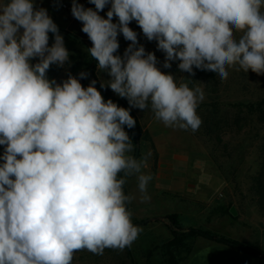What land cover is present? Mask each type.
<instances>
[{
    "label": "clouds",
    "instance_id": "9594fccd",
    "mask_svg": "<svg viewBox=\"0 0 264 264\" xmlns=\"http://www.w3.org/2000/svg\"><path fill=\"white\" fill-rule=\"evenodd\" d=\"M89 3L95 8L73 0L71 13L91 41L97 71L110 77L101 88L130 108L150 106L165 127L198 130L204 91L161 71L132 21L157 42L164 68L179 61L182 72L194 75L195 68L222 80L237 67L264 75V0ZM119 34L131 42L123 56L116 54ZM69 56L47 9L35 0H0V264H73L80 251L102 255L131 246L141 231L127 205L150 200L153 177L142 170L147 156L127 155L134 145L125 127L136 120L130 108L105 101L96 80L83 86L85 72L60 83L49 79L50 67H63ZM130 176L137 192L125 194Z\"/></svg>",
    "mask_w": 264,
    "mask_h": 264
},
{
    "label": "rangeland",
    "instance_id": "374dc122",
    "mask_svg": "<svg viewBox=\"0 0 264 264\" xmlns=\"http://www.w3.org/2000/svg\"><path fill=\"white\" fill-rule=\"evenodd\" d=\"M84 7L95 8L93 4L89 3V0H87ZM109 7L110 5L106 6L99 14L106 18ZM113 22H117L116 17L113 18ZM129 27L137 33L138 42L145 47L146 52L155 54L158 61L157 67L161 71L175 75L177 84L187 83L190 88L200 87L204 91V100L197 107V114L200 116L202 123L196 131L165 127L154 118L150 106L144 111L130 108L141 126L136 149L138 152L137 159H143L147 156V167L142 170L146 174L150 173L152 175L157 161L155 147L147 128L152 122L159 129L158 135H155L157 137L156 142L163 143L164 141L175 149L187 151L195 159H208L211 161L212 158L215 159L216 166L219 167L224 178L225 188L219 197L218 204L181 203L172 198L164 199L160 195L162 191L156 189L155 182L152 179L147 187L150 201L151 203L160 204L145 207V202L136 199L127 205L132 213L133 224L149 220L147 223L137 225L141 231L132 245L122 250L105 249L102 255H94L87 250L80 251L75 254L73 264H183L189 255L188 252L191 253L201 245L211 242L201 237L188 238L181 236L175 240V244L169 245L168 242L172 238L167 229L166 221L162 217L172 214L179 217L177 223L183 229L192 227L208 231L245 245L264 256V211L259 207L258 195L255 189L258 182L254 181L258 173V165L261 162L258 150L261 133H258L257 138H255L254 129L256 128L253 127V121L247 122L240 132H236L235 128L231 126V129H227L224 134L214 131V135L218 134L223 139V142L219 145L210 138L206 130L204 131V126L212 119L218 121L225 116L231 120L228 123L232 124L237 104L246 105L264 99V75H258L251 70L245 73L243 70H238L237 67L229 68L228 78L222 80L210 71L194 68V75L182 72L178 69L179 61H172L170 68H164L165 54L157 49V42L147 40L135 21H132ZM59 31L69 34L60 33L64 37L65 47L70 53L69 61L76 65V70H73L71 75L79 78L81 72L87 73L86 78H82L80 82L83 86H88L91 82L88 70L92 58L87 49L88 46H92L91 41H84L82 38L86 34L79 30ZM239 35L238 33L237 38ZM73 38L79 39L81 43ZM118 41L120 47L116 54L123 56L125 49L131 42L125 40L122 34L118 35ZM53 42L54 36L49 33V46ZM32 62L37 61L33 60ZM95 62L93 71L97 82L100 84L101 80L110 79L106 72L97 71V61L95 60ZM47 75L48 77L50 75L54 76V72ZM84 82L86 83L84 84ZM107 89L111 90L110 88ZM126 131L132 140V128H127ZM224 142L226 145H224ZM136 150L134 148L132 152L127 154L134 156ZM262 176L261 197L264 201V173ZM124 191L125 194L137 192L135 176L127 178ZM231 208L235 211V216L231 215Z\"/></svg>",
    "mask_w": 264,
    "mask_h": 264
},
{
    "label": "crops",
    "instance_id": "0c3cea01",
    "mask_svg": "<svg viewBox=\"0 0 264 264\" xmlns=\"http://www.w3.org/2000/svg\"><path fill=\"white\" fill-rule=\"evenodd\" d=\"M82 1H85V4L87 2V0H77V3ZM35 2L37 7L47 9L59 30L81 31L82 23L72 20L60 9V4H72L73 0H35ZM82 39L90 42L87 35ZM73 70H76V65L69 61L63 67L52 65L47 74L54 72V76L50 75L48 78L55 79L57 83H60L61 80L72 74ZM104 99L107 101L105 97ZM130 114H132L131 109ZM147 128L150 131L157 155L152 176L156 189L162 191L160 195L164 199L172 198L181 203L218 204L219 197L225 188V181L213 162L208 159H195L187 151L175 149L164 141L163 143L156 142L155 135H158V126H154L151 122ZM3 151L4 146H0V155L3 154ZM159 204L151 203L149 200L145 202V207L158 206ZM183 264H260V262L254 257L225 245L205 243L194 249Z\"/></svg>",
    "mask_w": 264,
    "mask_h": 264
},
{
    "label": "trees",
    "instance_id": "16d2710c",
    "mask_svg": "<svg viewBox=\"0 0 264 264\" xmlns=\"http://www.w3.org/2000/svg\"><path fill=\"white\" fill-rule=\"evenodd\" d=\"M59 32L69 35L62 31H59ZM73 39L81 43L79 39L77 38H73ZM88 48H90V46H88ZM90 63L91 64H90L88 72H89V76L92 81V80H96L94 76V71H93L94 65L96 64L95 59H91ZM96 87L99 88V90L101 91V93L104 95V97L107 100L111 99L112 101L122 105L125 108H130L128 105L127 99L119 97L113 91L107 88H101L98 82L96 83ZM234 113H235V116H234V120L232 124H229L228 122H231V120H229L227 117L224 116V118L222 117L223 118L222 120L216 121L212 119L210 122H207L206 125L204 126V131L206 130L210 138H212V140H214L220 145L223 142V139L218 134L214 135L215 132L224 134L227 129H231V126L235 128L236 132H240L247 122H251V121L254 122L253 127L256 128L254 129L255 138H257L258 133H261V139L259 141V146H258V150L260 152V157H261V162L258 165V170H257L258 173H257L256 178H254V181L258 182L257 186L255 187L256 194L258 195L259 207L262 211H264V201H263V198L261 197L262 195L261 191H262V185H263L262 175L264 173V99L259 100L255 103H250L246 105L237 104L235 106ZM131 115L133 116V114ZM133 118L136 120V125L135 127L132 128L133 130L132 140H133L134 148L136 150L137 145H138L139 135L141 133V126L134 116ZM224 145H226L225 142H224ZM212 161L214 162L213 164L215 165L217 170L220 172L219 167L216 166V160L212 158ZM178 218L179 217L176 214L162 217V219L166 221L167 229L169 230V233L172 238V240L168 242L169 245L175 244V240L181 236L188 237V238L201 237L204 240L209 241L211 243L225 245L227 247L238 250L248 256L258 259L260 264H264V256L260 255L257 251L245 245H242L236 241L225 239L223 237H220L208 231H202V230L192 228V227L183 229L177 223ZM147 222H149V220L137 222V223H134V225L137 226V225L144 224ZM188 254H190V252H188Z\"/></svg>",
    "mask_w": 264,
    "mask_h": 264
},
{
    "label": "built area",
    "instance_id": "2783aa9c",
    "mask_svg": "<svg viewBox=\"0 0 264 264\" xmlns=\"http://www.w3.org/2000/svg\"><path fill=\"white\" fill-rule=\"evenodd\" d=\"M79 4H82L84 6L85 5V1H82ZM71 7H72L71 3H62V4H60V9L62 10V12H64L66 15H68L69 18L75 19L73 17L72 13H71Z\"/></svg>",
    "mask_w": 264,
    "mask_h": 264
},
{
    "label": "water",
    "instance_id": "95a60500",
    "mask_svg": "<svg viewBox=\"0 0 264 264\" xmlns=\"http://www.w3.org/2000/svg\"><path fill=\"white\" fill-rule=\"evenodd\" d=\"M137 155H138V152H137V150H136V152H135V154H134L133 157L137 158ZM230 213H231L232 216H235V215H236L235 211H234L232 208H231V210H230Z\"/></svg>",
    "mask_w": 264,
    "mask_h": 264
}]
</instances>
